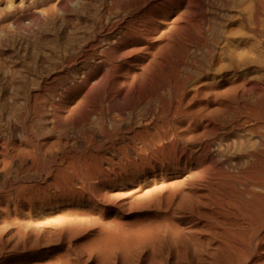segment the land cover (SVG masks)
Masks as SVG:
<instances>
[{
  "label": "bare ground",
  "instance_id": "6f19581e",
  "mask_svg": "<svg viewBox=\"0 0 264 264\" xmlns=\"http://www.w3.org/2000/svg\"><path fill=\"white\" fill-rule=\"evenodd\" d=\"M11 26L0 264H264V0H0Z\"/></svg>",
  "mask_w": 264,
  "mask_h": 264
},
{
  "label": "rangeland",
  "instance_id": "374dc122",
  "mask_svg": "<svg viewBox=\"0 0 264 264\" xmlns=\"http://www.w3.org/2000/svg\"><path fill=\"white\" fill-rule=\"evenodd\" d=\"M24 23H26V21H24ZM13 29V30H12ZM17 29V30H16ZM22 29V31L24 30L23 28H21ZM21 29L19 30L18 28H16V27H12L11 26V34L10 35H7L6 36V38L5 37H0V40H2L3 42L2 43H4V44H7V43H9V44H7V45H3L2 43H1V41H0V49L1 48H3V46H4V48L3 49H7V51H13V50H17V48H21V49H23L24 48V46H25V41H26V39H27V32L25 31V32H22L21 31ZM14 31H16V32H14ZM18 31H20V32H18ZM14 32V33H13ZM12 35V36H11ZM10 37V38H9ZM7 38L9 39V40H7ZM7 41H5V40ZM15 43V44H14ZM20 43V44H19ZM10 44H11V46H10ZM13 44H14V47L16 48H14L13 47ZM18 44H19V46H18ZM21 45H22V47H21ZM24 45V46H23ZM7 46H10L9 48L7 47Z\"/></svg>",
  "mask_w": 264,
  "mask_h": 264
}]
</instances>
